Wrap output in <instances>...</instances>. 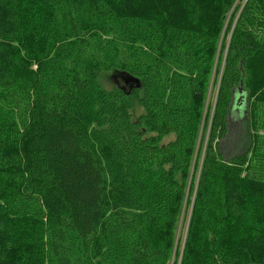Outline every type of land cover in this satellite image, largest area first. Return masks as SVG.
<instances>
[{
  "label": "trees",
  "instance_id": "1",
  "mask_svg": "<svg viewBox=\"0 0 264 264\" xmlns=\"http://www.w3.org/2000/svg\"><path fill=\"white\" fill-rule=\"evenodd\" d=\"M26 1L0 0V111L17 123L0 127V264H264V0H42L33 52ZM235 110L244 150L225 159Z\"/></svg>",
  "mask_w": 264,
  "mask_h": 264
},
{
  "label": "rangeland",
  "instance_id": "2",
  "mask_svg": "<svg viewBox=\"0 0 264 264\" xmlns=\"http://www.w3.org/2000/svg\"><path fill=\"white\" fill-rule=\"evenodd\" d=\"M117 10L119 11H145L147 10V7L145 6L144 2L145 0H108ZM151 1V0H147ZM46 9L44 7V4L42 0H28L24 4V11L22 15V32H23V46L27 47L30 52H33L34 47L37 46V44L41 41V38L43 36V32L45 30L46 26ZM229 19V14L226 18V21L224 23V26L226 25L227 21ZM233 27V26H232ZM225 34V28H222L221 36L224 37ZM229 35V34H228ZM228 40V36H227ZM227 44V41H226ZM223 48V51H222ZM226 49V45L223 46L222 42H220V45L218 47V54L224 53ZM223 55V54H222ZM214 67H213V75L210 78V81L207 86L205 97L201 103L202 108V123L205 126L206 120L208 117V111H206V108H208L209 104L211 106L210 113L212 111L213 102L215 99L216 89L218 85V79L215 82V75L217 74V71L221 69L222 59L219 57L216 58ZM99 82L100 84L105 88H112L114 85H120L125 87V83L123 82L122 78L120 76L113 77L111 74L108 73H101L99 75ZM124 84V85H123ZM142 112V109L137 105L136 102L132 101V108L130 110L131 119L133 121L136 120L138 115ZM247 118L246 115H244L242 112L235 110L233 111L229 118H228V132L224 139L220 140L219 148L220 151L223 154V157L226 159L229 156L233 155L236 152H241L244 150L245 142L239 145L241 142V133L243 129L245 130V127L243 126L246 122ZM209 123V122H208ZM208 123L206 126L205 133L200 136L199 144H201V149L203 151L205 146V141L207 138V131H208ZM15 125L17 123L11 118L8 114L4 113L3 111H0V127L3 129V131L6 133L7 131H11L15 128ZM246 125V124H245ZM172 137L170 135L168 138ZM197 163V161H196ZM188 198V197H186ZM191 200V197L189 198ZM187 202V201H186ZM185 206V207H184ZM181 214L177 223V238L181 236V243H183L185 230L188 222L189 212H190V205L184 204ZM22 252L24 254H28V256L33 255L34 252L29 248V245L22 247ZM169 264H175L174 259L170 261ZM177 264V262H176Z\"/></svg>",
  "mask_w": 264,
  "mask_h": 264
},
{
  "label": "water",
  "instance_id": "3",
  "mask_svg": "<svg viewBox=\"0 0 264 264\" xmlns=\"http://www.w3.org/2000/svg\"><path fill=\"white\" fill-rule=\"evenodd\" d=\"M120 77L122 78V80L124 81L125 84H130L129 86L131 87L132 85H134L135 87H139V81L138 79L136 78H133L129 75H122V74H119Z\"/></svg>",
  "mask_w": 264,
  "mask_h": 264
}]
</instances>
